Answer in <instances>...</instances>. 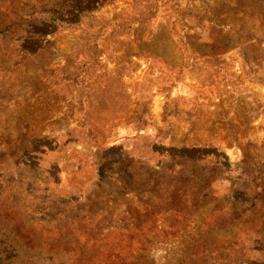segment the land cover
I'll list each match as a JSON object with an SVG mask.
<instances>
[{"label":"rangeland","instance_id":"obj_1","mask_svg":"<svg viewBox=\"0 0 264 264\" xmlns=\"http://www.w3.org/2000/svg\"><path fill=\"white\" fill-rule=\"evenodd\" d=\"M0 264H264V0H0Z\"/></svg>","mask_w":264,"mask_h":264}]
</instances>
